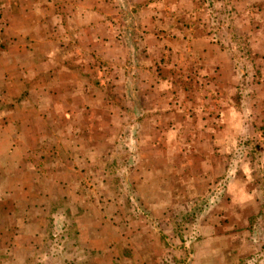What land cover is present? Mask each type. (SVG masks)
<instances>
[{"label":"rangeland","instance_id":"1","mask_svg":"<svg viewBox=\"0 0 264 264\" xmlns=\"http://www.w3.org/2000/svg\"><path fill=\"white\" fill-rule=\"evenodd\" d=\"M148 1L83 0L76 5L68 3L67 11L72 19L73 12L79 9L84 13L93 12L89 16L83 14L82 19L76 21L71 19L66 24V28L82 27L83 30L82 36L80 34L76 41L77 48L87 55L84 57L87 64L83 66L82 85L85 91L83 100L78 98L76 102L74 98H69L70 103L65 106L62 98H59V93L74 89L73 82H69L71 79L68 78L74 74L62 72L64 58L60 55V50L58 51L60 41L63 48L64 46L68 48L66 54L73 52L75 41L69 34L53 36L55 44L51 43L53 45L50 46L51 50L53 49L51 58L43 61L47 66V69L43 68L46 71L35 70V79L31 82L35 90L40 91L44 88L46 91H52L51 98L46 102V107L50 110L48 117L50 131L46 135L43 151L42 149L40 151L49 157L54 156L56 161L47 162L45 169L47 171L31 180L35 182L36 188L44 190L41 193L34 191L33 197L42 208L40 212L47 217L43 235L38 239V250L50 256L49 259L42 261L37 259L34 264H64L55 259L60 253L65 258V264H108V260L113 261L112 264H155L150 258L140 257L142 253L139 248L134 257L130 242V237L133 238L134 234V238L138 237L141 233L145 236L138 242L146 239L155 240L154 228H158L159 241L156 245L152 244L154 241L152 243L148 241L147 252L154 254L161 251L162 258L159 262L161 264H201V260L206 256V248H201V244L195 239H204L209 231L216 230L217 233L225 234L228 239L227 243L222 245L227 250L213 255L214 261L222 259V264L226 258L227 264H264V105L256 106L253 97L254 91L256 92L254 86L260 83L263 77V61L259 51L253 47L259 35L255 32L252 34L245 32L240 28V24L236 22V13L234 14L237 9L231 0H209L206 11L211 17L210 25L215 30L214 40L222 42L226 39L228 47L236 48L232 51V58H236L241 72L238 84L234 80V68H228L225 86L216 81L217 73L212 67L211 82L206 84L199 81L195 77L198 66L192 61L194 57L192 51L190 55L187 52H180L179 56H175V66L171 65V60H167L169 65L163 66L166 56L169 55L163 49L160 51L164 57L161 64L156 60L157 57L149 54L147 59L145 57L142 59L143 63H139L142 60L136 54L137 50L134 51L135 59L128 62L127 56L133 50V45L138 48V42L139 44L142 42L139 39L128 41L129 37L136 39L135 29L155 25L170 28L177 26L178 23L182 26L188 21L186 17L178 20L171 18L174 12L172 6L177 7L181 0H162L156 7L158 13L162 14V18L157 21L146 17L145 12L153 7V2ZM180 10L188 9L181 6L178 12ZM49 12L53 13L54 9L50 7ZM223 23L226 26H223ZM90 26L113 27L115 31L113 44L107 46L96 41L94 36H90L89 31L84 30ZM196 43V50L201 54L204 44L201 34L196 37ZM40 61L42 62V59ZM37 62L39 64V61ZM71 62L73 63L72 60ZM165 74H168V77L170 74L176 76L177 79L164 80L162 76L165 78ZM42 75L43 78L49 79L47 83L41 81ZM139 79L142 80L138 81ZM130 88L141 91L143 103L132 97L131 107L128 105L129 99L124 96ZM208 91L210 95H207ZM220 93L222 95L226 93V98L220 100ZM90 94H95L99 107L104 109L103 112L94 110L88 99ZM170 95H175L178 106L181 105L189 111L188 116L190 113L198 114L203 111L210 113L212 118H217L219 101H222L221 107L225 102L228 108L234 106L242 110L244 114L242 137L235 141L238 143L236 149L227 155L228 168L236 170L237 173L244 172L245 176L242 178V192L248 197L245 199L242 193L235 196L237 201L248 207L247 212H242L244 215L242 227L235 223L232 216L235 209L229 210L228 205L226 212L219 210L224 193L220 194L216 186L207 194L179 201L173 212H164L162 226L152 212H147L140 206L137 192L142 149L139 141L141 138L143 143L152 137V124L155 118L164 121L160 111L168 108ZM206 96L207 98L210 96V102L205 100ZM29 101V98L18 100L20 118L26 106L29 108ZM91 107L92 110L87 113L85 109ZM107 107L109 111L114 107L117 109L116 119L113 120V114L105 112ZM254 107L256 111H253ZM124 108H132L135 113L131 116L128 113L124 114ZM142 108L143 112L146 111L140 116L138 111ZM151 109L153 111H150ZM65 110L68 113L64 114ZM156 110L158 114L151 113ZM75 112L78 113L75 115ZM255 112L259 113V116H255ZM190 117L193 118L194 114ZM198 118L201 121V116ZM195 119L192 122L196 121ZM89 121L93 126L88 123ZM227 122H231L230 119ZM78 123H82V131H78L81 128L80 124L76 125ZM201 132L196 129L189 130L187 136H194L195 140H200L203 137ZM200 134L202 136H199ZM19 138H22L21 133ZM78 141L82 145L80 143L76 145ZM19 150L21 152L24 150L25 153V147H19ZM57 174L65 176L62 175L60 179ZM28 179L29 175L24 172V178L12 179L11 183L14 185V182H26ZM7 187L9 189L12 185ZM3 196L5 200L12 201L11 195ZM228 196L225 191L224 197ZM228 200L232 201L230 196ZM251 200H256V204H249ZM171 218L175 220L174 226L169 220ZM171 235L177 239L167 240ZM7 236L9 237V233ZM185 236L190 242H184ZM235 242L242 249L241 255L237 253L238 245H235ZM3 243H0V250L10 252L9 243H4L5 246ZM165 243L167 246H163ZM215 245L217 248L218 244ZM208 247L210 250L212 244H208ZM111 255L112 257H109ZM0 264L6 262L2 261Z\"/></svg>","mask_w":264,"mask_h":264},{"label":"crops","instance_id":"2","mask_svg":"<svg viewBox=\"0 0 264 264\" xmlns=\"http://www.w3.org/2000/svg\"><path fill=\"white\" fill-rule=\"evenodd\" d=\"M94 1L99 2L100 0ZM77 2L82 3L83 0H0V243H9L8 245L11 249L10 252L0 250V262L5 261L6 264H34L37 259L42 261L50 257L38 250V239L43 235L46 223L45 218L47 220V217L40 212L42 208L34 201L33 197L34 191L37 190L41 193L44 190L36 188L34 186L35 182L31 180L36 175L40 176V174H44L47 171L45 170L47 162L56 161L54 156L49 157L42 152L46 135L50 131L48 123L50 110L46 107V102L51 98L50 94H52V91H46L44 88L40 91L35 90L31 82H34L35 79V70L47 69L43 61L45 62V59L51 58L53 49L51 50L52 47L50 46L55 44L53 36L55 34L58 36L69 34L75 41L73 52L66 54L65 51L68 48L66 46L63 48L60 41L58 51L60 50V55H63L64 58L61 65L62 72L74 74L73 77H68L71 79V81H68L73 82L74 89L73 91L65 90L62 94L59 93V98H62L65 106H67L68 102L70 103L69 98H74L76 102L78 98L80 100L84 99L85 91L82 85V78L84 77L83 66L87 64L84 57H87V55H84L83 51L77 48L78 44L76 42L79 35L81 34L82 36L83 30L82 27L66 28V24L72 19L70 17L71 14H68L67 11L68 3L76 5ZM148 2H153V7L150 11L147 10L145 12L146 17L156 21L160 20L162 14L158 13L156 7L162 0H149ZM208 2L209 0H187V2L186 0H181L177 7L175 5L172 6V11L174 12H172L171 18L173 20L182 19L183 17L188 19L182 26L178 23L177 26L170 28L155 25L135 29L136 39L129 37L128 41L133 42L139 39L142 42L140 44L138 42V48L133 45V50H129L128 62L135 59L134 51L137 50L136 54L139 55L141 60L144 57L147 59L149 54L157 57L156 60L161 64L164 62V57H162L160 52L163 49L169 53L163 66L164 64L166 66L169 65L167 60H171V65L175 66V56H179L180 52H187L190 55L192 51L194 54L192 61L198 66L195 77L199 81L206 84L211 82L210 68L212 67L217 73L215 75L216 81L225 86V76L228 73V68H234V80L238 84L241 72L237 66L236 58H232V51L236 48L228 47L226 39L222 42L214 40L213 32L215 30L210 25L211 17L209 12L206 11L209 6ZM231 3L237 9L234 14L236 13V22L240 24V28L245 32H250L251 34L255 32L259 35V37H256L257 41L254 42L253 47L259 51V56L263 61V77L262 81L254 86L256 92L254 91L253 97L255 105L263 107L264 0H231ZM75 5L73 6L76 7ZM181 6L186 7V10H188H180L178 12ZM50 7L54 9L53 13L49 12ZM80 10L73 12L72 20L82 19L83 14L87 16L93 14V12L84 13ZM96 14L98 13L96 12ZM96 14L94 13V15ZM105 20L107 25H109L108 19L106 18ZM223 26H226L225 23H223ZM105 29L106 31L104 32ZM84 30L89 31L90 36H94L96 41H100L107 46L115 41L113 27L100 28L90 26ZM200 34L204 43L201 54L196 50V37ZM65 40L66 38H64ZM41 59L42 62L40 61ZM37 61H39V64ZM143 62V60L142 62L139 61V63ZM37 67L38 69H36ZM165 75V78L162 76L164 80L177 79L176 76H171V74L169 77L168 74ZM48 80L47 77L41 79L43 83H47ZM141 80L139 79L138 81ZM29 83L32 85L30 84V86ZM207 95H210V91L207 92ZM158 96L160 97L161 95L158 94ZM174 96H169L168 108L160 111L164 121L161 122L159 118H155V122L152 124V137L143 143L141 138L139 141V146L142 149L138 170L140 180H138L137 192L140 206L147 212H152L162 226L164 212H173L179 201L183 202L187 197L207 194L214 190L216 186L220 194L224 193L225 195L226 191V195H229L232 200L229 201V196L224 197L223 195L219 210L226 212L228 205L229 210L235 209L236 211L232 216L235 223H239V226L242 227L244 218L242 212H247L248 207L240 203L241 201H237L235 196H239L242 193L245 199L248 197L247 194L242 192L244 172L243 174L237 173L236 170L228 168L229 160L227 158V155L231 154L237 147L238 143H235V141L242 137L244 129V114L242 110L238 107L234 108V106L228 108L225 102L221 107L222 101H219L218 105L220 108L217 118H212L210 113L203 111L198 112V114L190 113V116L194 114V117L191 118L188 116L187 113L189 111L185 107L177 105ZM220 96V100L226 98V93H223V95L220 93ZM132 97L139 99L143 103L144 97L141 91L130 88L126 96H124V98L129 99L128 105L130 107ZM21 98H29L30 101L28 102L29 108L26 106L20 118V109L17 102ZM36 99H40V101ZM88 99L94 110L97 112L99 110L104 111L102 107H99L100 104L96 101L95 94H90ZM205 100L210 102V96L208 98L206 96ZM91 110L92 107L88 110L85 109L87 113ZM145 111L143 112L142 108L138 111V114L142 116ZM150 111L153 110L151 109ZM253 111H256L255 107ZM105 112L113 114V120L118 115L115 107L112 111H109L107 107ZM66 113L68 111L65 110L64 114ZM77 113L75 112V115ZM123 113H128L131 116V114L135 113V110L124 108ZM151 113L158 114L157 110ZM256 115L259 116V113L255 112ZM199 116H201V121L198 118ZM193 119L196 121L192 122ZM229 119L231 122H227ZM88 123L93 126L91 121ZM79 124L81 128L78 131H82V123L76 125ZM195 129L202 131L203 137L201 138L203 140H195L194 136H187V131ZM19 133H21V139L19 138ZM201 134L199 136H202ZM79 143L82 145L80 141L76 142V145ZM19 147H25V153L24 150L21 152ZM41 149L42 151H40ZM24 172L29 175V179L26 182H14L13 185L11 183L12 179L17 178L20 180L24 178ZM62 175L57 174L60 179ZM10 185L12 187L7 189V186ZM58 185L61 186V183ZM4 194L11 195L12 201L5 200ZM250 203L256 204V200H251L249 201ZM37 211L39 212L34 214ZM169 220L174 226L175 220L173 218ZM154 229L153 236L156 237L154 238L155 240L146 239L143 242H138L140 238L145 236L141 233L138 237L134 238L135 234L133 238L130 237V242H132L131 249L134 257L140 249V253H142L140 257L150 258L157 264L158 259V263L161 262L162 252L154 254L147 252L148 241L151 243L154 241L152 243L154 245L159 241V238L157 239V237H160L158 228ZM201 231L203 232V229ZM216 231H209L204 239H195L201 244V248H206V256H204V259L202 258L201 264H221L222 259L214 261L212 257L227 250L222 245L227 243L228 238L225 234H220V232L217 233ZM8 233L9 237L7 236ZM176 239L175 236L171 235L167 240L175 241ZM184 242H190V240L185 236ZM4 243L2 244L3 246H5ZM208 244H212L210 250ZM215 244H218L217 248ZM235 245H238L237 253L241 255L242 249L240 245L237 242H235ZM163 246H167L166 243ZM62 256L60 253L55 259L65 264V258ZM109 257H112V255ZM227 262L225 258L222 264H227ZM107 263L112 264L113 261L108 260Z\"/></svg>","mask_w":264,"mask_h":264}]
</instances>
